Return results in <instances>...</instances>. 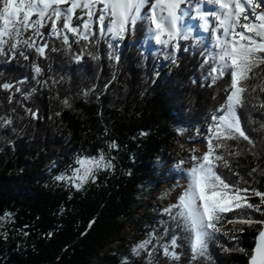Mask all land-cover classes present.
Wrapping results in <instances>:
<instances>
[{
    "label": "trees",
    "instance_id": "16d2710c",
    "mask_svg": "<svg viewBox=\"0 0 264 264\" xmlns=\"http://www.w3.org/2000/svg\"><path fill=\"white\" fill-rule=\"evenodd\" d=\"M200 23L192 30L200 42L180 40L175 63L168 56L171 49L156 45L143 22L124 40L113 41L119 63L108 58L103 41L88 49L99 59L85 54L76 61L65 51H48L42 58L29 50L28 60L0 56V82L24 81L19 86L30 93L25 99L0 89V116L13 121L0 128V217L11 214L0 220L5 228L0 233V264H148L143 250L140 255L133 252L138 243L152 232L162 237L159 243H166L178 232L163 212L166 207L160 213L147 210L149 198L158 189L170 148L188 128L209 120L224 102L229 80L207 86L209 65L201 67V53L213 44ZM55 46L60 47L59 41ZM34 63L43 68L38 77ZM256 71L259 84L264 71ZM253 96L264 99L259 89ZM65 98L70 107L64 105ZM258 103L251 99L241 110L242 122L256 141V155L245 151L233 167L252 187L264 190V131L258 130L264 109L252 107ZM113 142L115 149L110 147ZM248 147L247 141H240V149ZM100 153L112 167L99 170L82 188L55 180L71 175V169L79 167L78 158ZM253 168L258 171L249 176ZM233 227L244 231L236 232L235 240L221 236L219 245L250 251L259 225L226 226ZM178 243L179 260L156 251L153 264H189L187 243L182 238ZM208 254L210 260L193 264H248L243 252H225L215 241Z\"/></svg>",
    "mask_w": 264,
    "mask_h": 264
},
{
    "label": "snow or ice",
    "instance_id": "6c2138e0",
    "mask_svg": "<svg viewBox=\"0 0 264 264\" xmlns=\"http://www.w3.org/2000/svg\"><path fill=\"white\" fill-rule=\"evenodd\" d=\"M209 2L216 6L215 10H204L202 5ZM186 15L200 21L198 27L212 34V49L201 53V67L209 65L205 76V80L210 81L209 87L229 78L223 88L226 95L209 118L203 136L206 150L199 154H196L198 150H192L191 166L186 169V187L175 203L163 209L178 232L166 243H159L162 237L152 232L133 252L140 255L143 250L148 264H153L156 251L179 260L181 254L177 249L181 245L178 239L182 238L191 252L189 264H193L201 258L211 259L208 248L210 242L215 241L225 252H243L248 264H264V190L252 187L233 167L235 159L245 151L256 155V141L242 122L241 110L251 99L259 100L252 107L264 109V99L253 96L258 89L264 93V77L259 84L255 83L260 76L256 70L264 71V0H151L150 4L149 0H0V56H8L11 60L20 55L28 60L29 50L42 58H47L48 51H65L72 53L76 61L82 60L85 54L99 59L88 49L97 48L103 41L110 50L108 58L119 63L121 57L113 41L124 40L135 31L138 22H143L156 45L171 49L168 56L175 63L180 40L192 38L194 43L200 42L185 21ZM56 41L60 47L55 46ZM74 45L78 48L75 52ZM33 70L38 77L43 68L34 63ZM23 82H0V89L21 93L27 99L30 93H24L19 86ZM12 99L10 94L9 103ZM63 103L71 106L67 98ZM26 111L33 118H39L31 109ZM12 123L10 117L0 116V128ZM258 130L264 131V123ZM241 140L247 141V149H240ZM110 147L115 149L118 145L113 142ZM76 163L79 167L72 168L71 175L61 174L55 180L66 181L71 187L80 189L95 180L99 170L112 167L103 153L78 158ZM184 163L180 161L181 165ZM257 171L253 168L248 175ZM230 176L237 179L231 180ZM10 215L5 213L0 220ZM229 224L259 225L250 251L219 245L221 236L235 240L238 239L235 233L244 231V228L227 229ZM163 231L167 235L168 227Z\"/></svg>",
    "mask_w": 264,
    "mask_h": 264
},
{
    "label": "rangeland",
    "instance_id": "374dc122",
    "mask_svg": "<svg viewBox=\"0 0 264 264\" xmlns=\"http://www.w3.org/2000/svg\"><path fill=\"white\" fill-rule=\"evenodd\" d=\"M151 0H149V4ZM148 5H146L147 7ZM204 10H214L213 4H206ZM185 21L191 30H194L197 22L196 19L190 18L188 15L184 17ZM210 41L213 44V37L210 31H207ZM208 121L198 123L193 128H188L181 136L174 146L169 150V160L163 166L160 172V181L158 189L150 196L147 204V210L152 213H160L164 207L175 203L179 194L183 191L187 184L186 169L191 166L190 156L193 154L192 150H198L196 154L202 153L206 150V141H204V133L207 129ZM106 160H108L106 158ZM185 161L183 165L180 161ZM231 215V214H230ZM226 226H230L226 225ZM5 228L0 224V233ZM130 229L127 232L128 238H132Z\"/></svg>",
    "mask_w": 264,
    "mask_h": 264
},
{
    "label": "bare ground",
    "instance_id": "6f19581e",
    "mask_svg": "<svg viewBox=\"0 0 264 264\" xmlns=\"http://www.w3.org/2000/svg\"><path fill=\"white\" fill-rule=\"evenodd\" d=\"M206 4H212V3H210V2L209 3H205V4L202 5V7L205 8ZM215 8H216V6L214 5V10H215Z\"/></svg>",
    "mask_w": 264,
    "mask_h": 264
}]
</instances>
